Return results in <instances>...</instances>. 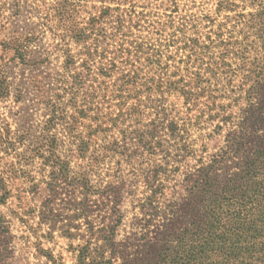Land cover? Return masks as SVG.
<instances>
[{"label":"trees","instance_id":"trees-1","mask_svg":"<svg viewBox=\"0 0 264 264\" xmlns=\"http://www.w3.org/2000/svg\"><path fill=\"white\" fill-rule=\"evenodd\" d=\"M234 1L217 0L215 13L233 10ZM241 1L242 12H224L222 21L209 16L200 25L203 32L196 22L199 18L194 23L182 19L178 53L163 60L157 52L146 64L156 75L140 83V68L122 73L116 89L103 92L99 101L94 100L98 94L93 89V100L83 103L77 115L70 114L66 125L70 151L85 160V170L74 175L83 179L88 193H99L100 187L114 192L108 207L113 218L96 228L89 223L90 234L78 247L74 264H264V0ZM70 6L69 0H55L39 24L21 31L10 28L14 43L22 48L30 35L37 34L38 39L48 30L52 40H58L54 49L63 50L64 67L73 70L75 57L62 47L67 39L85 42L94 26L73 25L66 18ZM84 48L80 66L92 55L85 44ZM39 55L29 58L33 65H42ZM170 68L176 72H169ZM237 71L241 80L234 84ZM72 76V86L77 85V74ZM225 91L229 94L223 95ZM165 95L179 102L178 112L171 117L173 105L169 112L156 113H162L163 119L144 121L155 98ZM114 106L120 113L125 109L133 125L146 126L130 133L144 148L159 147L165 164L151 168L143 195L131 204L136 209L133 231L120 240L115 239L122 218L119 187L90 184L91 176L99 174L103 153L118 148L112 141L103 146L98 142L101 127L106 124L107 134L114 125L105 119ZM179 111L184 116L177 118ZM189 124L199 131L211 125L210 132H198L205 139L226 129L223 143L212 153L205 142L197 148H191V143L170 144L171 150L159 143L152 146L161 129L173 141L184 140ZM35 141L39 154L42 150L53 154L52 143ZM189 157L193 161L183 163ZM170 159L180 164L172 162L175 166L167 168ZM173 174L181 175L180 181L170 185ZM83 208L88 214L87 202Z\"/></svg>","mask_w":264,"mask_h":264},{"label":"rangeland","instance_id":"rangeland-1","mask_svg":"<svg viewBox=\"0 0 264 264\" xmlns=\"http://www.w3.org/2000/svg\"><path fill=\"white\" fill-rule=\"evenodd\" d=\"M54 1L0 0V264H74L78 247L90 234L89 223L96 228L113 218L108 207L114 192L100 187L102 195L88 193L83 179L74 175L85 170V160L71 153L66 130L70 114L77 115V109H84L83 103L93 100L91 91L98 94L95 101L101 100L103 92L116 89L122 73L136 68L141 69L140 83L150 80L156 74L146 64L153 60V54L160 52L164 60L178 53L175 47L180 45L182 19L194 23L199 18L196 22L203 32L200 25L209 16L222 21L224 12H242L241 0L234 1L237 5L233 10L220 13H215L217 0H69L73 6L68 7L66 18L73 25L94 26L85 42L67 39L63 45L75 57L76 66L69 71L64 67L63 50L53 47L58 40H52L51 32L45 30L38 39L37 34L30 35L21 48L9 30L39 24ZM84 44L92 55L80 66ZM38 54L44 59L40 66L29 59ZM72 74H77L74 86ZM239 74L237 71L232 83L240 82ZM227 94L229 91L223 95ZM222 100L226 102V98ZM115 101L117 104L119 99ZM156 105L160 106L154 109ZM173 105L171 117L178 112L179 102L173 95L157 96L144 121L163 119L162 113H156L169 112ZM112 109L105 119L114 125L107 134L106 124L101 127L98 142L103 146L112 141L118 148L103 153L99 174L91 176L90 184L119 187L122 218L115 239L120 240L133 231L136 209L131 204L143 195L151 168L154 164H158L156 168L165 166L156 143L165 147L191 143V148H197L205 142L207 152L212 153L223 143L226 129L213 139H205L198 132H210L211 125L199 131L189 124L186 138L174 141L161 129L151 142L155 150H150L140 146L130 133L146 126L133 125L125 109L123 113L116 106ZM181 112L177 118L184 116ZM231 112L236 113V109ZM36 139L52 143L53 154L48 156L46 150L39 154ZM152 151L156 153L152 155ZM192 161L189 157L183 163ZM169 162L167 168L175 166L174 160ZM180 177L171 175L169 184H177ZM86 202L88 214L83 208Z\"/></svg>","mask_w":264,"mask_h":264}]
</instances>
